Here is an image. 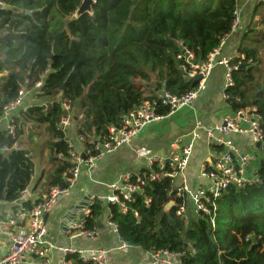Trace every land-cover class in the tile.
<instances>
[{
  "label": "trees",
  "instance_id": "trees-1",
  "mask_svg": "<svg viewBox=\"0 0 264 264\" xmlns=\"http://www.w3.org/2000/svg\"><path fill=\"white\" fill-rule=\"evenodd\" d=\"M1 1L0 117L3 102L20 88L40 81L37 96L47 99L45 107L28 105L13 117L12 136L0 131V202L7 203L20 199L33 175L23 138L34 144L35 136L41 137L51 157L43 192L66 186L62 175L72 164L69 138L58 128L61 118L74 112L75 131L88 147L158 91L182 96L195 90L198 83L179 70L177 54L183 48L196 62H206L230 34L236 10L235 0H219L214 7V0H205L210 5L199 12L187 0H94L91 14L72 20L82 0ZM261 42L258 48L243 46V58L231 63L237 68L226 103L234 113L255 107L253 114L264 119V37ZM255 173L259 183L229 186L218 198L214 226L206 216L186 226L185 218L175 215L176 206L165 210L173 199L168 182H153L144 193L152 198L149 207L140 195L124 203L125 213L118 204L94 199L84 229L96 228L107 208L119 237L143 252H178L181 264H264V161ZM243 237L252 242L247 250ZM66 260L83 264L77 256Z\"/></svg>",
  "mask_w": 264,
  "mask_h": 264
},
{
  "label": "built area",
  "instance_id": "built-area-1",
  "mask_svg": "<svg viewBox=\"0 0 264 264\" xmlns=\"http://www.w3.org/2000/svg\"><path fill=\"white\" fill-rule=\"evenodd\" d=\"M264 3V0H255ZM0 0V9L4 8ZM234 20L232 28L238 24L237 10L233 12ZM219 47L215 48L208 56L206 62H196L193 53L180 49L176 56L179 70L186 78L192 79L196 75L202 78L208 76L215 66L224 68L223 89L226 92L234 86L233 71L237 65H232L226 58L216 59ZM42 82H36L32 88H20L13 100L3 108L0 121L6 123L9 135L14 134L13 117L22 110L24 100L38 93ZM200 84L195 90H191L182 96L172 95L161 91L152 100L147 101L131 110L121 120L119 127L108 128L107 135L103 139L95 140L82 149H75L71 140L67 139L69 159L71 167L63 173L62 178L66 186L52 185L43 193L37 203H32L29 208L20 205L11 215L4 217L0 214V234L8 240L7 251L0 257V264H48V256L52 253L59 255V264H70L66 260L68 256H77L83 264H108L105 251L101 249H86L76 246L74 243L80 239L94 241L97 237V228L84 229V218L89 214V208L84 217L73 222L69 226L67 236L70 243L67 246L53 245L46 239L45 216L52 210L60 197L68 195L70 188L76 180L86 171L94 169L99 160L106 154H110L123 145L129 144L131 139L142 132L146 126L158 122L181 108L188 107L199 95ZM45 107V105H43ZM65 108H67L64 105ZM164 111L165 113H161ZM256 108L241 109L235 115L224 119L218 126L208 127L202 121H196L192 129L184 135L175 138L171 144V150L177 153L170 154L166 158L151 155L147 158L148 170L140 175L131 176L123 174L109 186L110 195L95 197L89 202L92 205L94 199L102 204H118L121 213H125V202H134L136 196H143L145 207H149L152 198L144 195L146 187L155 182L161 184L168 182L173 192V199L168 203L176 206L175 215L186 218V211L191 205L195 216H206L212 226L216 217V204L218 198L229 186L245 188L259 183L257 176L249 172L250 157L240 151L229 139L230 134H247L252 143L264 144V119L254 115ZM70 123L69 116L62 117L58 128L65 134ZM204 138L209 144L219 147V151L203 163L198 173V183L188 184L183 173L189 158L194 150V144ZM82 143L84 139L78 136ZM84 156V157H82ZM27 191L24 190L20 199L24 200ZM137 216V213L134 212ZM110 214H108V217ZM107 226L117 240L116 250L127 252L133 247L124 242L118 235L117 225L107 220ZM248 242V239H246ZM147 259L144 264H181V254L169 250L146 252Z\"/></svg>",
  "mask_w": 264,
  "mask_h": 264
},
{
  "label": "crops",
  "instance_id": "crops-1",
  "mask_svg": "<svg viewBox=\"0 0 264 264\" xmlns=\"http://www.w3.org/2000/svg\"><path fill=\"white\" fill-rule=\"evenodd\" d=\"M235 1L238 24L222 40L216 56V59L226 58L231 63L243 58V53L240 52L243 46L258 48L262 44L260 40L264 37V28L261 25V20L264 18V3H257L255 0ZM214 2L215 0L211 4ZM223 78L224 68L215 64L210 74L199 82V95L190 106L181 108L170 116L149 124L142 132L133 137L129 144L104 155L94 169L89 172L85 171L72 185L68 195L60 197L46 215L47 241L53 245L67 246L70 243L67 236L69 226L84 217L92 198L110 195L109 186L123 174L135 176L146 172L148 170L146 161L149 156L156 155L166 158L172 152L177 153L171 150V144L178 136L187 134L196 121H202L204 125L213 127L221 125L224 119L235 115L226 103ZM36 96L26 98L24 106L45 105L46 99ZM4 130H6V123L0 121V131ZM70 134V136L65 135L71 140L73 147L82 149L83 143L79 141L78 134L73 129ZM229 139L242 153L246 154L244 151L251 144L247 134H230ZM21 141L24 147L30 150L34 165L33 175L29 187L26 189L27 195L24 200L19 199L14 203L0 202V214L4 217L11 215L20 205L24 206L23 201H27L29 205L39 201L44 193V183L47 178H43V175L47 174L51 168L49 164L51 157L43 139H37L35 136L34 144L25 138ZM219 149V147L209 144L204 138L194 144V150L183 173L188 184L198 183L197 177L201 165L212 158ZM250 166L249 172H251ZM252 175L255 176V173ZM108 214V209L104 208L98 219L102 229L100 231L97 229V237L94 241L80 239L74 244L81 248L105 251L108 264H144L147 259L146 252L138 248H132L125 253L116 250L118 240L108 229ZM7 246V238L0 234V257L6 253ZM48 262V264H59V255L50 254Z\"/></svg>",
  "mask_w": 264,
  "mask_h": 264
},
{
  "label": "rangeland",
  "instance_id": "rangeland-1",
  "mask_svg": "<svg viewBox=\"0 0 264 264\" xmlns=\"http://www.w3.org/2000/svg\"><path fill=\"white\" fill-rule=\"evenodd\" d=\"M187 1L190 3V6L189 7H192L195 11H198V12L201 11V10H203V9H205V8H207L210 5V3L207 4V1H205V0H187ZM218 1L219 0H215L214 4H212V7L216 6L218 4ZM162 91H164V90H162ZM158 92L160 93L161 91H158ZM159 93H157V94H159ZM36 97H38V96H36ZM73 113L70 112L68 114V116L70 118V123H69L68 128L66 129V133L65 134L66 135H69V136L71 135L70 133H71V130L72 129L74 130V132H76L75 131V125H77V124L73 120ZM39 138H41V137H39ZM39 138H37V139H39ZM244 152L251 159V163H250V165H251L250 166L251 167V172L250 173L251 174H254L257 171L260 162L261 161H264V149L261 146L258 147V148H256L255 147V144L251 142V144L249 145V147L247 148V150H245ZM192 185H195V184H192ZM185 216H186V218H185V224H186V226H188L189 223L196 218V216L192 213L191 205L188 206ZM1 235H3V234H1ZM246 239H248V241H249V238H247V237L244 238L243 237V240H244V242H243V248H244V250L249 249L251 247V245H252V242L251 243L250 242H246ZM241 240H242V238H241Z\"/></svg>",
  "mask_w": 264,
  "mask_h": 264
},
{
  "label": "water",
  "instance_id": "water-1",
  "mask_svg": "<svg viewBox=\"0 0 264 264\" xmlns=\"http://www.w3.org/2000/svg\"><path fill=\"white\" fill-rule=\"evenodd\" d=\"M95 3L94 0H82L81 1V4L79 6V8L76 10V12L74 13L73 17H72V20H75L77 19L78 17H80L81 15H83L84 13H87V14H91V8H92V5ZM16 10V9H15ZM26 14H28L29 12H25ZM202 76L201 75H196L194 76L191 80L193 82H196V83H199L201 80H202ZM163 87H164V84H163ZM259 93L260 91L258 90L255 94V99H257V97L259 96ZM3 104L5 105L6 103L3 102ZM253 104V102L251 103ZM255 147L258 148L260 147V143H256L255 144ZM261 147L264 149V144L261 145ZM2 153V152H1ZM84 157V156H82ZM47 180V178H46ZM173 206L172 203H168L165 207V210H168L170 209L171 207ZM46 217V216H45ZM96 227L97 229L100 231L102 229V226L100 225V222L97 220L96 221Z\"/></svg>",
  "mask_w": 264,
  "mask_h": 264
},
{
  "label": "bare ground",
  "instance_id": "bare-ground-1",
  "mask_svg": "<svg viewBox=\"0 0 264 264\" xmlns=\"http://www.w3.org/2000/svg\"><path fill=\"white\" fill-rule=\"evenodd\" d=\"M233 17H234V15H233ZM233 20H234V18H233ZM232 23H233V21H232ZM233 29V28H232ZM231 63V62H230ZM35 95H37V94H35ZM145 103V102H144ZM143 104V103H142ZM6 105V104H5ZM5 105H4V107H5ZM141 105V104H140ZM239 111V110H238ZM237 111V112H238ZM262 124H264V123H262ZM262 144H260V146H261ZM111 191V190H110ZM112 192V191H111Z\"/></svg>",
  "mask_w": 264,
  "mask_h": 264
}]
</instances>
